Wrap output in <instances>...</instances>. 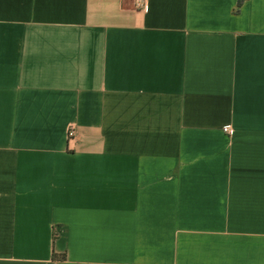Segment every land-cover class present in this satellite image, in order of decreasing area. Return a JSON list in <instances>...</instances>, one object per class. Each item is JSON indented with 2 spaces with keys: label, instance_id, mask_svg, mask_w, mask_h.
Returning <instances> with one entry per match:
<instances>
[{
  "label": "crops",
  "instance_id": "1",
  "mask_svg": "<svg viewBox=\"0 0 264 264\" xmlns=\"http://www.w3.org/2000/svg\"><path fill=\"white\" fill-rule=\"evenodd\" d=\"M0 264H264V0H0Z\"/></svg>",
  "mask_w": 264,
  "mask_h": 264
},
{
  "label": "built area",
  "instance_id": "2",
  "mask_svg": "<svg viewBox=\"0 0 264 264\" xmlns=\"http://www.w3.org/2000/svg\"><path fill=\"white\" fill-rule=\"evenodd\" d=\"M144 8L146 9V11H149V9H150V4H149L148 2H146V3L144 4ZM223 131H224V133L227 134L228 136H231L232 133H233V127H232V125H225V126L223 127ZM74 135H75L74 131H73L72 129H70V130H69V133H68L69 138L74 137Z\"/></svg>",
  "mask_w": 264,
  "mask_h": 264
},
{
  "label": "rangeland",
  "instance_id": "3",
  "mask_svg": "<svg viewBox=\"0 0 264 264\" xmlns=\"http://www.w3.org/2000/svg\"><path fill=\"white\" fill-rule=\"evenodd\" d=\"M68 133H69V131H68Z\"/></svg>",
  "mask_w": 264,
  "mask_h": 264
},
{
  "label": "trees",
  "instance_id": "4",
  "mask_svg": "<svg viewBox=\"0 0 264 264\" xmlns=\"http://www.w3.org/2000/svg\"><path fill=\"white\" fill-rule=\"evenodd\" d=\"M239 5H240V3H239Z\"/></svg>",
  "mask_w": 264,
  "mask_h": 264
}]
</instances>
